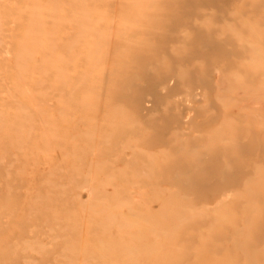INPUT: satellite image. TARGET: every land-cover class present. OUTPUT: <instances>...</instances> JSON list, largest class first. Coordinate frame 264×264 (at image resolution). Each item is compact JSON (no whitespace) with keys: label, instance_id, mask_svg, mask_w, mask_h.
Listing matches in <instances>:
<instances>
[{"label":"rangeland","instance_id":"374dc122","mask_svg":"<svg viewBox=\"0 0 264 264\" xmlns=\"http://www.w3.org/2000/svg\"><path fill=\"white\" fill-rule=\"evenodd\" d=\"M0 264H264V0H0Z\"/></svg>","mask_w":264,"mask_h":264},{"label":"bare ground","instance_id":"6f19581e","mask_svg":"<svg viewBox=\"0 0 264 264\" xmlns=\"http://www.w3.org/2000/svg\"><path fill=\"white\" fill-rule=\"evenodd\" d=\"M166 78H168V77H166ZM201 158V157H200Z\"/></svg>","mask_w":264,"mask_h":264}]
</instances>
